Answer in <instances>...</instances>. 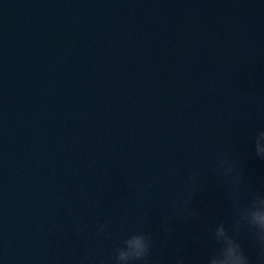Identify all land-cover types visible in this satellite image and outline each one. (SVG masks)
<instances>
[{
  "label": "water",
  "instance_id": "1",
  "mask_svg": "<svg viewBox=\"0 0 264 264\" xmlns=\"http://www.w3.org/2000/svg\"><path fill=\"white\" fill-rule=\"evenodd\" d=\"M260 130L264 0H0V264H109L134 231L203 264L249 193L206 173L198 221L163 215L222 151L264 192Z\"/></svg>",
  "mask_w": 264,
  "mask_h": 264
},
{
  "label": "clouds",
  "instance_id": "2",
  "mask_svg": "<svg viewBox=\"0 0 264 264\" xmlns=\"http://www.w3.org/2000/svg\"><path fill=\"white\" fill-rule=\"evenodd\" d=\"M256 156L264 160V130L253 133ZM242 154L222 151L206 168L195 167L189 176L188 186L178 190L172 201L171 211L163 215L160 231L172 233L174 223L198 221L202 213L193 206V199L205 190L206 173L213 174L220 183H228L232 193L245 191L246 198L239 196L231 200V210L226 218L218 219L209 229L208 239L210 254L203 264H264V192L251 190L245 179V172L240 160ZM175 177L179 169L168 170ZM108 224L99 225V232L110 236ZM77 230L80 228L77 226ZM242 234H247L253 254H249L242 243ZM200 239V237H195ZM156 235L151 231H134L122 239L109 264H157L153 258V246ZM174 264H186L183 256H177Z\"/></svg>",
  "mask_w": 264,
  "mask_h": 264
}]
</instances>
